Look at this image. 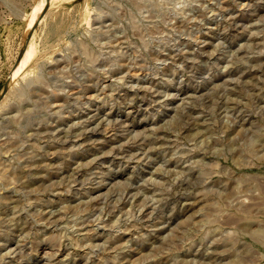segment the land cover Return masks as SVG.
<instances>
[{
  "label": "rangeland",
  "instance_id": "obj_1",
  "mask_svg": "<svg viewBox=\"0 0 264 264\" xmlns=\"http://www.w3.org/2000/svg\"><path fill=\"white\" fill-rule=\"evenodd\" d=\"M8 80L0 264H264V0H0Z\"/></svg>",
  "mask_w": 264,
  "mask_h": 264
},
{
  "label": "water",
  "instance_id": "obj_2",
  "mask_svg": "<svg viewBox=\"0 0 264 264\" xmlns=\"http://www.w3.org/2000/svg\"><path fill=\"white\" fill-rule=\"evenodd\" d=\"M48 3H49V0H48ZM48 5V4H47ZM35 26H36V23L33 25V27H32V29H31V31H30V33L32 32V30L35 28ZM26 44H27V41H26V43H25V45H24V47H23V50H22V54H23V52H24V50H25V48H26ZM22 54H21V56H22ZM9 84H10V81H8V83L5 85V88H4V90L2 91V93H1V97L0 98H2L3 96H4V94H5V92H6V90H7V88H8V86H9Z\"/></svg>",
  "mask_w": 264,
  "mask_h": 264
},
{
  "label": "bare ground",
  "instance_id": "obj_3",
  "mask_svg": "<svg viewBox=\"0 0 264 264\" xmlns=\"http://www.w3.org/2000/svg\"><path fill=\"white\" fill-rule=\"evenodd\" d=\"M246 3V2H245ZM32 19V18H31ZM35 24V23H34ZM33 24V25H34ZM33 25H32V27H33ZM32 27H31V29H32ZM31 31V30H30ZM260 47V46H259ZM22 66V65H21ZM13 74V73H12ZM9 81V80H8ZM11 81V80H10ZM9 87V86H8ZM7 91V90H6ZM6 93V92H5ZM1 97V96H0ZM1 99V98H0ZM104 116V115H103ZM94 121V120H93ZM93 131V130H92ZM158 157V156H157ZM172 159V158H171ZM38 164V163H37ZM49 206V205H48ZM18 227V226H17ZM2 258H3V256H2ZM3 262V261H2Z\"/></svg>",
  "mask_w": 264,
  "mask_h": 264
}]
</instances>
